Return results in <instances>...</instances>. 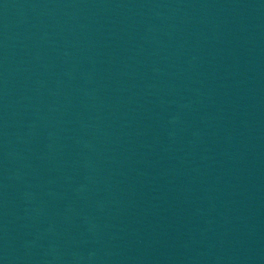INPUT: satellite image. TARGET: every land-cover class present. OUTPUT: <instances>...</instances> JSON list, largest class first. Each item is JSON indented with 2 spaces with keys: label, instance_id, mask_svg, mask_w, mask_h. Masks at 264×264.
Returning <instances> with one entry per match:
<instances>
[{
  "label": "water",
  "instance_id": "1",
  "mask_svg": "<svg viewBox=\"0 0 264 264\" xmlns=\"http://www.w3.org/2000/svg\"><path fill=\"white\" fill-rule=\"evenodd\" d=\"M264 63V0H0V264H134Z\"/></svg>",
  "mask_w": 264,
  "mask_h": 264
}]
</instances>
